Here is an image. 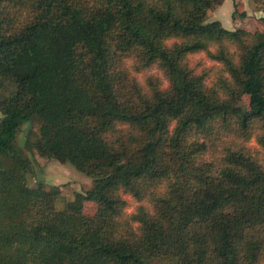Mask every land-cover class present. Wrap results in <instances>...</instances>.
I'll use <instances>...</instances> for the list:
<instances>
[{"label":"trees","instance_id":"obj_1","mask_svg":"<svg viewBox=\"0 0 264 264\" xmlns=\"http://www.w3.org/2000/svg\"><path fill=\"white\" fill-rule=\"evenodd\" d=\"M224 1L0 0V264H264V30ZM30 152L92 188L59 208Z\"/></svg>","mask_w":264,"mask_h":264},{"label":"rangeland","instance_id":"obj_2","mask_svg":"<svg viewBox=\"0 0 264 264\" xmlns=\"http://www.w3.org/2000/svg\"><path fill=\"white\" fill-rule=\"evenodd\" d=\"M241 13H245L246 17H241ZM257 16L258 14H256L250 0H225L216 11L210 13L208 22L220 21L227 30L241 28L255 33L264 30V24L259 21ZM191 65L200 71L203 68L212 66V63L206 59L205 55L200 54L191 58ZM145 75H160V72L157 69H152L140 75L139 78L143 80ZM29 129H32L34 134L38 133L37 124L27 125L19 137L21 146L24 144L25 138L30 135L27 133ZM252 146L256 147V144L253 142ZM29 157L33 161L32 172L27 177L29 185L35 187L38 182H42L49 190L52 188L60 189L59 208L64 207L66 202L74 200L76 193H86L93 186L92 179L78 172L70 164L62 165L53 160H46L32 152L29 153ZM128 201V211L131 213L135 205L131 198H128ZM95 210L94 203H85L84 211L86 214L92 215Z\"/></svg>","mask_w":264,"mask_h":264},{"label":"water","instance_id":"obj_3","mask_svg":"<svg viewBox=\"0 0 264 264\" xmlns=\"http://www.w3.org/2000/svg\"><path fill=\"white\" fill-rule=\"evenodd\" d=\"M258 18H264V14H258Z\"/></svg>","mask_w":264,"mask_h":264}]
</instances>
